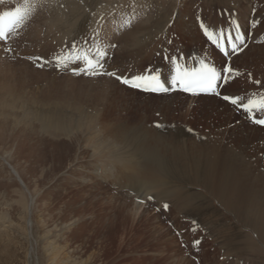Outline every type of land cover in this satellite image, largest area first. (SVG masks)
I'll list each match as a JSON object with an SVG mask.
<instances>
[{
	"label": "rangeland",
	"instance_id": "374dc122",
	"mask_svg": "<svg viewBox=\"0 0 264 264\" xmlns=\"http://www.w3.org/2000/svg\"><path fill=\"white\" fill-rule=\"evenodd\" d=\"M22 3L3 0L0 12ZM29 3L20 41H0V80L13 87L12 94L0 91V264H264V201L243 195V208L229 213L214 198V161L264 178V130L221 98L264 92V69L248 72L246 86H221L211 104L175 90H136L115 76L76 75L77 65L58 69L52 62L74 40L94 47L99 31L101 48L116 45L107 48L104 68L116 76L157 67L169 77L165 55L199 60L187 54L202 48L217 61L209 64L240 74V66L264 63V47L254 48L264 45V0H90L70 36L58 28L49 34L47 0ZM201 21L213 31L235 21L247 47L224 57ZM136 147L155 152L165 167L144 162ZM165 171L174 177L169 182L159 176Z\"/></svg>",
	"mask_w": 264,
	"mask_h": 264
},
{
	"label": "snow or ice",
	"instance_id": "6c2138e0",
	"mask_svg": "<svg viewBox=\"0 0 264 264\" xmlns=\"http://www.w3.org/2000/svg\"><path fill=\"white\" fill-rule=\"evenodd\" d=\"M2 2L3 0H0V3ZM31 11L32 8L29 0H23L22 4L10 10L0 12V41L7 43L10 36L25 25ZM256 23L254 21L251 26L255 28ZM232 25L229 29L217 31L211 30L202 21L199 25L206 40L228 59H230L229 51L235 55L247 47L245 33L240 30L239 24L233 21ZM99 35V31H97L91 37V42L95 45L94 47L88 46V39L83 41L85 46H81L74 40L71 43V47L53 57L52 62L55 63L58 69L61 67L67 68L70 64L79 65L80 67L72 69L73 74L76 75L83 74L93 77L100 75L115 76L117 80L125 85L154 93H166L179 88V90L192 94L205 93L220 96V92L217 89L230 80L233 72L229 64H225L221 72L216 66L206 62L205 59L198 60L194 66L190 67L186 63L181 64L179 62L184 59L183 56L178 59L176 56L169 58L168 55H165V62L171 65L170 76L167 82L162 79L163 70L160 68L152 69L150 67L146 70V74L134 76L130 79L116 76L114 72L104 71L105 61L109 58L107 48H114L116 45H105L104 48H101L97 43ZM4 51L7 52L10 49L5 48ZM34 59L43 63L49 62L45 61L41 56H37ZM43 63H39L38 66L42 67ZM166 83L170 87L166 86ZM256 83L259 84L260 82L257 81ZM221 98L238 110L247 113L248 118L253 123L264 125V118H257V114L264 117V92L252 94L246 100L242 96L223 95ZM164 207L167 209V205ZM193 243L199 244L200 242L194 241Z\"/></svg>",
	"mask_w": 264,
	"mask_h": 264
},
{
	"label": "bare ground",
	"instance_id": "6f19581e",
	"mask_svg": "<svg viewBox=\"0 0 264 264\" xmlns=\"http://www.w3.org/2000/svg\"><path fill=\"white\" fill-rule=\"evenodd\" d=\"M32 1L33 0H31V3H32ZM48 1V5H47V8H48V10L50 11V13L48 14V16H49V19H48V22L50 23V24H48V27H49V34L50 35H54V32H56V30L54 29V28H58V29H60L59 30V32L60 33H58V35H62V34H64V33H66L67 35H69L72 31H73V23L75 22V21H77V20H79V19H81L82 18V16H83V12H84V7H85V5L88 3V2H90V0H47ZM46 3V2H45ZM35 4V3H34ZM61 5H63V8L61 7ZM93 7V6H92ZM40 8V7H39ZM244 10L245 9H240L239 10V12L240 13H242V12H244ZM48 11V12H49ZM41 12V11H40ZM37 14H39V13H36V15ZM40 15V14H39ZM46 16V15H45ZM45 16H43V18L45 17ZM48 16H46L47 18H48ZM245 16L246 17H248L249 16V12L247 11L246 12V14H245ZM259 16H261V14H259ZM34 17V16H33ZM36 17V16H35ZM39 17V16H38ZM41 17V16H40ZM45 17V18H46ZM46 18V19H47ZM33 19V18H32ZM255 19H256V17H255ZM258 19H260V17H258ZM42 20V19H41ZM44 21V20H43ZM47 21V20H46ZM45 22V21H44ZM36 24V23H35ZM37 25V24H36ZM43 25V24H42ZM26 26V25H25ZM25 26L24 27H22V28H20V29H18L17 30V32L13 35V36H10V38L8 39V43H7V47L9 46L8 44H10V46L9 47H12V42H15L16 40L17 41H20V39H21V36H22V31H23V29L25 28ZM47 26V25H46ZM62 27V28H59V27ZM27 27V26H26ZM42 29H44L43 27H42ZM57 29V30H58ZM39 30V29H38ZM30 31V30H29ZM42 31V30H41ZM44 31V30H43ZM58 32V31H57ZM24 33V32H23ZM42 34V33H41ZM47 34H48V32H47ZM260 34V33H259ZM262 36H260V37H262V38H264V31L262 32ZM70 36V35H69ZM187 36H190L189 38H191V36H193V33H188L187 34ZM186 36V37H187ZM43 37V36H42ZM121 38H125V34H123V36H120ZM259 37V36H258ZM64 38V37H63ZM66 38V37H65ZM188 38V37H187ZM38 39V38H37ZM36 39V40H37ZM43 39V38H42ZM39 40V42H41L40 41V39H38ZM17 41H16V43H17ZM262 41H264V40H262ZM261 42V41H260ZM258 43V42H257ZM264 43V42H263ZM39 44V43H38ZM42 44V43H41ZM123 44V43H122ZM173 45V44H172ZM176 46V45H175ZM174 46V47H175ZM264 47V45L263 44H259V45H257V44H255L254 45V48H258L259 50L260 49H262V48ZM253 48V49H254ZM119 49V48H118ZM253 49H251V50H253ZM119 51V50H118ZM205 51L206 50H204L203 48L202 49H194L192 52H191V54H187V56H189V55H193V56H199V57H201L200 59H205L206 60V62H211L212 60H214V61H216L213 57H212V53L211 52H209V53H205ZM260 52H262V54L261 55H264V48H263V50H260ZM119 53V52H118ZM1 55V54H0ZM2 55H6V54H2ZM244 56H245V53L243 54ZM32 55H30V57H31ZM171 56V55H170ZM215 56V55H214ZM217 56V55H216ZM247 57H251L252 55H246ZM254 56H255V54H254ZM2 57H5V56H2ZM199 59V60H200ZM185 63H187V65L188 66H194L195 64H196V62L198 61L197 60V58L196 57H192V58H188V59H186V60H183ZM263 61H264V59H263ZM217 62V61H216ZM35 63V62H34ZM185 63H181V64H185ZM247 63V62H246ZM243 64L245 65V62H243ZM248 64V63H247ZM170 65V64H169ZM4 66V65H3ZM69 66H72L71 64L69 65ZM247 66V65H246ZM79 67V65H77L75 68H78ZM162 67V66H161ZM157 68V67H156ZM156 68H154V69H156ZM164 68V67H163ZM7 69V68H6ZM62 69H64V68H62ZM218 69V68H217ZM239 69H240V74H237V73H234V72H232V74H231V78H230V80L226 83V84H222V86L223 87H226V88H230L231 86H234V85H241V87H242V85L243 86H246V85H248V82H249V78L247 79V73L248 72H251L252 71V74H253V71L254 70H256L257 71V73L258 72H260L261 70H263L264 69V63L263 62H257L256 63V65H253V66H250V67H243V66H240L239 67ZM219 70V69H218ZM234 71V70H233ZM40 72V71H39ZM119 73V72H118ZM255 73V72H254ZM36 74H37V72H36ZM251 74V75H252ZM258 74H260V73H258ZM4 75V74H3ZM249 75V74H248ZM257 75V74H256ZM117 76H121V77H125V78H131V77H134V76H138V74H128V75H125V74H122L121 72L119 73V74H117ZM259 76V75H258ZM1 77V76H0ZM6 77V76H5ZM10 77V76H9ZM69 78H71V76L69 77ZM102 78H105V77H102ZM101 78V79H102ZM106 78H108V77H106ZM168 78L169 77H166L165 76V73L163 72L162 73V79L165 81V82H167V80H168ZM237 78V79H236ZM7 79V78H6ZM97 79V78H96ZM108 79H110V78H108ZM260 78H258V80H259ZM107 80V79H106ZM106 80H104V81H106ZM1 81V80H0ZM6 81V80H5ZM5 81H1L0 82V91H2V90H4V91H6L7 93H9V94H12L13 93V87H11V84H8V83H6ZM100 81H102V80H100ZM99 81V82H100ZM262 80H260L259 82H261ZM103 82V81H102ZM108 82V81H107ZM107 82H105V83H107ZM104 83V84H105ZM6 84H8L9 85V87L6 85ZM70 84H72L73 85V87H75L76 89H80V88H78L77 87V85L75 84V83H73V82H71ZM100 85H101V83H99ZM121 84H123V83H121ZM253 84L254 83H252V86H253ZM123 85H125V84H123ZM113 86V85H112ZM122 86V85H121ZM166 86H168V87H170V85H167V83H166ZM15 87V86H14ZM19 87V86H18ZM20 87H22V86H20ZM54 87V86H53ZM60 87V86H59ZM69 87H71L70 85H69ZM107 87V86H106ZM247 87H249L250 88V86H247ZM12 88V89H11ZM16 88V87H15ZM14 88V91L16 90ZM55 88V87H54ZM102 88V87H101ZM109 88H110V86H109ZM2 89V90H1ZM72 89V88H71ZM70 89V90H71ZM104 89V88H103ZM133 89H136V88H133ZM247 89V88H246ZM20 90V89H19ZM18 90V91H19ZM45 90V89H44ZM68 90H69V88H68ZM81 90V89H80ZM137 90V89H136ZM177 91H175L174 93H177V95H179V96H182V97H186V98H193V97H196V98H199V99H202V101H204V102H206V103H211V104H214V103H217V102H219V100H218V98L213 94V95H197V96H189V95H187V94H185V93H183V92H180L181 90H179V88H177L176 89ZM218 90H219V88H218ZM50 91V90H49ZM52 91V90H51ZM62 91V90H61ZM37 92H39V90L37 91ZM44 92V91H43ZM50 93V92H49ZM74 93V92H73ZM76 93V92H75ZM34 94V93H33ZM37 94V93H36ZM72 94V93H71ZM70 94V95H71ZM230 94V93H229ZM17 95V94H16ZM42 95V94H41ZM48 95V94H47ZM53 95V94H52ZM22 96V95H21ZM36 96H38V95H36ZM35 96V97H36ZM233 96V95H232ZM40 97V96H39ZM49 97H52V96H49ZM18 98V97H17ZM31 98V97H30ZM21 99V98H20ZM23 99V98H22ZM42 99H43V97H42ZM48 100H49V98H47ZM62 99V98H61ZM61 99H59V100H61ZM70 99V98H69ZM195 99V98H194ZM6 100V99H5ZM68 100V99H67ZM0 101H3L2 99H0ZM62 101V100H61ZM70 102V101H69ZM53 110V109H52ZM241 113V112H240ZM51 114V113H50ZM57 115V114H56ZM44 116V115H43ZM258 118H261V117H258ZM264 118V117H263ZM257 131L258 130H264V126L263 125H260L258 128H255ZM123 139V138H122ZM124 139H125V137H124ZM129 141V140H128ZM110 142V141H109ZM121 142V141H120ZM123 142V141H122ZM125 142V141H124ZM117 143V142H116ZM119 143V142H118ZM117 143V144H118ZM129 143V142H128ZM114 144H115V142H114ZM121 144V143H120ZM123 144H125V143H123ZM123 144H122V146H123ZM62 146H63V144H62ZM119 145H117V147H118ZM102 147V146H101ZM106 147V146H105ZM109 147H111L110 146V143H109ZM115 146L113 145V147H112V149L114 148ZM116 147V148H117ZM116 148H114V149H116ZM100 149V148H99ZM110 149V148H109ZM116 150H118V149H116ZM92 151V150H91ZM104 151V150H103ZM112 152V151H111ZM135 152H136V154H137V156L138 157H141V159L145 162V161H147V162H149L150 163V160H155L156 162H157V165L155 166L156 167V169L157 170H162L165 166L163 165V163H165L164 161H162V158L160 157V159H159V157H158V155L157 154H155V152H152L150 149H148L147 151H146V149L144 148H142V147H136V149H135ZM105 153H107V152H105ZM123 154V153H122ZM122 154H120V153H116L115 154V156L117 157H119L120 159H119V161H122V162H124V161H128V159H129V157L127 156L126 157V155H122ZM122 155V156H121ZM112 156V155H111ZM216 156H218V155H216ZM115 160V159H114ZM211 163V162H210ZM167 165V164H166ZM228 164H226V165H222V167L221 168H219V167H217L216 166V162L214 161V180H215V182H214V186H215V184H217L218 186H217V188H215L214 187V190H215V192H214V198L220 203V204H222V207L223 206H226V207H224V209L226 210V212L228 211L229 213H232L233 211H234V208L233 207H237V208H243L242 206H240V203L239 202H237V201H243V199L241 200V197L243 196V195H246V200H248L249 199V201L248 202H251V200H257V202H258V200L260 201V200H263L264 201V178H261V179H263V180H261V179H253L252 178V176H250L251 174H252V172L250 173V171L247 169V168H244L243 166L242 167H239V166H232V165H228ZM210 166V165H209ZM173 167H174V165H173ZM218 169V171L220 170V173H218L217 174V170L216 169ZM250 169V168H249ZM94 170V169H93ZM237 170V171H236ZM94 171H97V170H94ZM170 172H171V170H169ZM254 172V171H253ZM172 174V173H171ZM168 171H165V172H163V173H161V174H159V176H161V177H163L164 179H163V182H166V181H168L169 182V180L170 179H173L172 177H170L169 175H171ZM219 175V176H218ZM261 176L262 177H264V174H261ZM260 176V177H261ZM247 178H250L249 180H247ZM252 179V180H251ZM158 180V179H157ZM162 180V179H161ZM160 180V181H161ZM172 181V180H171ZM179 182H181L180 180H178ZM251 182V184L253 185V187L250 185V182ZM219 183V184H218ZM224 189L225 190V192H222V190L221 189ZM244 198V199H245ZM248 202H246V203H248ZM231 204H234V205H236V206H234V205H231ZM251 204V203H250ZM261 205V204H260ZM264 205V204H263ZM231 206H233V207H231ZM247 207V206H246ZM246 207H244L245 208V210H247L246 209ZM264 207V206H263ZM231 208V209H230ZM236 208V209H237ZM250 208V207H249ZM260 208V207H259ZM257 209V208H256ZM264 209V208H263ZM238 210V209H237ZM249 210V209H248ZM251 210V209H250ZM252 211H254V209L252 210ZM240 212L238 211V214H239ZM249 213V212H248ZM251 213H253V212H251L250 211V214ZM256 213V212H255ZM257 214V213H256ZM260 214V213H259ZM263 214V213H262ZM240 215V214H239ZM247 215V214H246ZM252 215V214H251ZM250 215V216H251ZM254 215V214H253ZM252 215V216H253ZM236 216V215H235ZM255 216V215H254ZM237 217V216H236ZM243 218V217H242ZM248 218V217H247ZM255 218H256V216H255ZM262 218V217H261ZM252 219V218H251ZM238 220V219H237ZM246 220V219H245ZM248 220V219H247ZM258 220H260V219H258ZM264 220V219H263ZM239 221V220H238ZM244 221V220H243ZM256 221H257V219H256ZM256 221H254V222H256ZM253 222V223H254ZM258 222V221H257ZM238 223H240V222H238ZM253 223H252V225H253ZM237 224V223H236ZM249 224H251V223H249ZM240 225V224H239ZM62 226H63V224H62ZM244 226V225H243ZM261 226H262V224H261ZM65 227V226H64ZM246 227V226H245ZM264 227V226H263ZM252 230V229H251ZM254 233V232H253Z\"/></svg>",
	"mask_w": 264,
	"mask_h": 264
}]
</instances>
